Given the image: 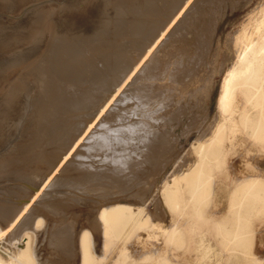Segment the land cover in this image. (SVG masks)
Returning a JSON list of instances; mask_svg holds the SVG:
<instances>
[{"label":"rangeland","instance_id":"1","mask_svg":"<svg viewBox=\"0 0 264 264\" xmlns=\"http://www.w3.org/2000/svg\"><path fill=\"white\" fill-rule=\"evenodd\" d=\"M212 1L210 3L213 4H209L208 0H192L186 11L175 22L174 28L178 25L182 28L183 25L181 24L185 23L191 28L194 21L200 25L202 22L209 21L207 20L210 19L209 15L214 14L216 17H222L223 14L233 11L235 14L229 15L231 18L229 23L233 26V31L238 32L248 21L247 12L255 5L253 2H256V0L252 2L250 0L249 6L250 2H246L247 0ZM180 2L182 0H0V212L9 213L11 215L10 220L13 222L18 219L9 231L16 233L15 236L17 237L14 242L21 241L26 236L31 235L30 245L34 249L32 252L34 251L33 253L36 255L37 264H67L72 261L75 264H81L80 243L84 234L91 238L97 260H101L103 257V259L107 258L101 261L106 262L105 264L114 263L120 248L126 247L129 253L137 258H142L144 250L153 251L156 246L161 248L160 250L165 256L168 253H173L170 259L181 264H209L207 263L209 260H204V247H208L207 252L213 256L211 262L213 260L225 261L223 255L224 253L228 255L230 245L227 244V247H224L220 240L222 237H228L227 228L220 231L218 224H224L221 217L223 214L228 215L230 210V182L233 176V166L230 165L232 163L231 157L229 156L225 166L219 170H214L216 181H218L214 187L211 183V196L200 215L196 214L192 207L186 203H183L176 210H171L164 204L163 196L160 193L163 180H166L171 173L179 175L181 171H187L191 167L195 159L193 151L197 139L206 137L201 136V130L205 128V124L211 117L213 120L216 117L217 96L222 75L215 74L213 76L211 88L207 87L208 89H206L204 87V89L201 86L199 89L201 92L195 91L198 94H194V97L192 94V96H183L180 104L178 103L179 111L178 109L175 110V114L171 113L172 116L169 117L168 115L167 120H164L163 123L166 124L164 125L167 126L166 128L161 127L163 123L156 126H153L154 123H152L153 125L150 123L151 127L156 129L151 128L150 130V133L152 131L155 134H153L154 136L152 133L146 132L144 128L141 129L140 125H136L137 127L133 125L135 121L137 123V119L140 122L142 117L146 119V116L141 110L144 115L134 108L132 98L128 97L130 95L126 88L132 82L125 85L109 107L110 109L113 108L111 112L113 115L115 113L113 117L117 118L115 120L119 123L116 124L107 118L110 109L91 122L97 108L111 96L112 86L115 80L119 78L114 71L119 64L118 58L121 55H118V52L123 48L124 51L126 50L125 52L130 51L129 55L136 53L135 50L130 49L131 47H127V43L131 38L134 40L137 37L140 38L143 32L141 28H137L136 25L129 22H140L144 19L154 20L161 17L166 11L175 10ZM191 9L193 15L191 13V21H188L190 22L188 25L186 22L188 17L185 19V15ZM211 12L213 14H210ZM202 15L204 17L207 15L208 18H204ZM200 17L201 20L203 18L205 20H198ZM202 26L203 24H201ZM208 26L205 27L206 32L211 33V27ZM186 27L180 31L182 35H185L186 31V34L189 33L188 30L190 29L187 27V30ZM203 33L197 34L198 38L202 37L196 42L198 44L193 45L203 44L198 46V50L202 49L200 51L202 55L208 56L203 60L204 55L202 59V63H204L202 65H205L204 69L208 73L210 70L208 65L213 60L212 56H215L212 55L215 53V46L213 45L215 37L209 35L214 37L211 43L212 37L207 40L208 35L204 33V36ZM59 36L62 37L59 39ZM65 36L67 38L65 45L68 47L77 46V53L72 54L70 65L64 66L63 64L62 66L58 59L50 56V53L58 51L59 42L63 41ZM189 36H191L190 33ZM205 40L208 42L206 43ZM57 41H59L58 44ZM54 42L56 43L53 44ZM230 49L231 51L234 50V48ZM63 52H65L64 49L61 53L63 54ZM225 54V52H221L218 59L223 61ZM205 61L208 62L205 63ZM103 65L108 70V75L104 74V67L97 74V69ZM205 71L200 76L204 75ZM61 82L66 87L61 85ZM58 83L61 86L59 90L54 86ZM197 86L200 88L199 83ZM48 88H52L53 91L52 98L49 96V101L47 100L48 96L45 98ZM123 93H126V96ZM66 96L67 98H64ZM52 99L54 100L52 101ZM117 102L123 103L122 106L127 103L130 104H127L128 107L120 105L122 108L119 107L116 110L114 106ZM72 103L74 104L72 105ZM129 108L136 115L132 114ZM122 111L125 112L122 113ZM131 117L136 120L132 118L130 121ZM143 120L141 123L144 124L146 120ZM88 124V130H90L85 135L81 145L86 141H91L96 136L99 141H102L103 146L105 145L102 148L106 155L103 154L104 156L98 158L95 153L91 157L85 155L82 158L75 151L66 163L62 164L56 171L61 163L59 161L61 157H64V153ZM130 124L133 126H128ZM160 127L164 129L161 130ZM128 128H133L134 131ZM158 128L161 131H158ZM139 129L141 130L139 131ZM163 130H165L164 135ZM122 132L133 134L132 136L131 133L129 134V139V136ZM141 132L150 135L151 137L147 136L151 142L147 140L148 137L144 133L142 135L146 138L140 137L142 136ZM134 134L139 135L134 138ZM166 134L169 136L167 137ZM119 137H124L121 140L125 143L120 141ZM154 137H157L156 140ZM126 138H128L127 141ZM132 139L133 141H131ZM115 141L118 148L114 147L117 146L116 144H113L112 148L118 150L117 154L110 152L111 147L109 146ZM145 142H150V145L147 143L149 145L147 146ZM121 143L123 145L120 147ZM153 143L158 144L156 146L158 148L154 150L155 155L152 151L153 146L151 144ZM140 144L145 148H142ZM136 154L137 156H135ZM121 155L122 161L119 160ZM123 156H126L124 160H129L123 162ZM137 157L140 158L137 159ZM115 158L119 160L120 166L121 164H124L123 167L129 166L128 168L124 167L126 170L128 169L127 172L122 166L120 168ZM80 159L87 161L82 162ZM82 165H89V167ZM143 166L144 168H142ZM134 172H140L137 175L140 177L141 174V178L138 179L136 174L133 175ZM220 180L223 182L222 185ZM117 195L119 198L121 196V202L127 201L128 204L131 202L132 210L142 205L140 207H143L144 212L140 217L145 219L146 213L152 215L149 214V220L142 224V228H130L129 226L121 231V235L118 236L119 239H116L118 237H111L114 246L111 249L108 248L109 245L107 244L105 248L104 244L108 242L103 241L104 237L100 230V228L102 229V222L99 220L98 212L99 209H102L100 207L105 204L107 207L108 202H117V200L111 201L109 199L118 197ZM126 195L129 196L123 198ZM99 204L103 205L100 206ZM217 211L220 213H216ZM213 212L215 215H212ZM204 216H208L209 220L203 222ZM176 217H179L178 237L169 238L161 231L155 230L156 233L152 235L153 239L152 237L149 239L148 233L154 232L153 230L148 231L150 223L160 224L170 230ZM218 219L220 221H217ZM10 220L7 226L10 222L12 224ZM1 224H3V220L1 222L0 217ZM252 224L254 227L253 239L247 243L246 249L250 253H254L251 255L252 258H256L262 254V250L264 251V231L262 228L264 227V212H257L253 216ZM229 225L227 224V227ZM158 233L161 236L158 237ZM135 234L140 236L138 241ZM34 235L36 236L35 242L33 241ZM157 242L160 243L157 244ZM203 242L205 243L203 244ZM113 244L110 243V245ZM142 260L140 259V261ZM231 262L235 264V257L233 260L227 261V264ZM260 262L264 264L263 259ZM154 263L156 264V261Z\"/></svg>","mask_w":264,"mask_h":264},{"label":"bare ground","instance_id":"2","mask_svg":"<svg viewBox=\"0 0 264 264\" xmlns=\"http://www.w3.org/2000/svg\"><path fill=\"white\" fill-rule=\"evenodd\" d=\"M208 1H209V4L214 3L212 0L211 1L213 3H210L211 2L210 0ZM248 1L250 2V0H247L246 2ZM252 1L253 0H251V2ZM191 2L192 0H184V1L182 0V2L178 4L175 10L166 11L161 17L156 18L154 20L144 19L143 21H140V22L138 21L134 23L129 22L130 24L136 25L137 28H141V31L143 32L140 38L137 37L135 40L134 38H131L130 40H128L127 47L128 48L131 47L130 49L135 50L136 53L129 55L130 51L125 52L126 50L124 51L123 48L121 49L120 52H118V55L120 54L121 55L118 58L119 64L118 66H116V69L114 71L116 74H118L119 78L115 80L114 85L112 86L113 91L111 92V96L109 97L107 101L101 104L99 108H97V111L94 114L95 115L94 119L91 120V122L95 121L98 116H101L104 113H106L107 110L110 109L109 107L111 106V103L116 97V95L125 87V85H128L129 82H132L126 88V90L128 91L130 95L128 96L127 94V96L132 98L133 103L131 101V98H130V101L132 105L134 106V108H136L139 111L141 110L145 114L146 119H144L143 117L141 119L139 116L141 121L143 119L146 121L143 124L141 123L140 119H139L140 122H138V119H137V123H135L136 119L134 117H131V119L129 120L131 121L132 118L135 119L133 120L135 121L133 124L134 126L140 125L141 129L144 128L146 132L150 133V130L151 128L153 129V126L162 124L168 115L169 117L172 116L171 113L175 114L174 112L175 110L178 109L179 107L178 103L181 101L183 96L192 94L194 97V94L196 93L198 94V92H195V91L198 90L201 92V90H199L201 89V86L203 88L205 87L206 89H208L207 87L211 88L213 76L215 74H218V75L221 74L222 81H221L219 91H218V96H217L218 102L216 104L217 106L216 107L217 108L216 117L213 120L211 116H213L214 114L211 115L210 116L211 119L207 121V124H205L206 125L205 128L201 130L202 131L201 136L203 135L206 136L205 137L206 139L202 137H199V139H197L198 141L195 144L196 146L194 147V151H193L195 155V159L191 167L190 168L188 167L189 169L186 168L187 169V171L185 170L186 172L184 170L181 171V173L185 172L183 174L180 173L181 175L171 173L169 177L167 176L168 178H166V180H163L164 183H162V186H161L162 188H160L161 189L160 193L163 196L164 204L168 206V208H170L171 210H176L180 208V206H182L183 203H186V205L192 207V209L194 210L196 214L200 215L203 208L208 204L209 197L211 196L210 195L211 183H213V187H214V184L218 181V180L216 181L214 170L215 169L219 170L221 169V167L225 166L227 159L230 156L231 162H232L230 165L233 166V176H232V181L230 182L231 183L230 204H229L230 210L228 212V215L223 214L221 217V219L223 218L224 224L223 225L218 224V226L220 225L219 226L220 231L227 228V234H228V237H222V239L220 240V243L224 247H227V244H229L230 247L228 248V253H227L228 255H225V253L223 255V258L225 259L224 262L223 261L217 262L214 260L213 262H211L213 259V256L209 255V253L207 252L208 247H204L203 248L205 252L204 260L205 261L209 260L207 262L209 264H227V261L231 259L233 260V258L235 257V264H261L260 261L262 259L264 260V251L262 250V254L260 256H257L256 258L254 257L252 258L251 255L254 253L253 252L250 253V251L246 249V245L253 239V233H254V227L252 224L253 216L257 214V212H264V0H256V2H253L255 5L252 7V9L249 10V12H247L248 21L242 27V29H240V31L238 32L233 31V26L229 23V20L231 19L229 18V15L235 14L233 11H231L230 13L227 12L223 14L222 17L221 16L216 17L211 12L210 14H213V15L212 16L209 15L210 19H207L209 21L207 22L205 21L201 23L203 24L202 27H201V24L200 25L196 24L195 23L196 21L194 20H192L194 22L191 24L192 25L191 28L185 25L186 23L181 24L183 25L184 28L186 26L189 27L190 30H188L187 27L186 29L189 31L191 36H189V33L186 34L187 31L184 33L185 35H182L180 31L183 29V27L180 28V25H178L174 28V25L177 19L179 18V16L183 12L186 11V9L188 8ZM251 2L248 4L249 6ZM102 3H101V6H102ZM192 11H193L192 9L189 10L185 15V19L188 17L186 19L187 24L190 23L188 21H191L190 18H191ZM204 18H208V16L206 15V17ZM204 18L202 20H205ZM198 20H201V17ZM205 25L206 26L209 25L208 26L209 28L211 27L210 28L211 33H209V31L206 32ZM200 31L208 35L207 40H209V38L212 37V36L211 37L209 36L210 34L215 37V38L212 37L210 39L211 43L213 41L212 39L213 38L215 39L214 44H213L215 46V53L213 52L214 54H212L215 56H212L213 60L211 61V64L208 65V68L210 67L209 68L210 70H208V73L204 69L205 65L204 66L202 65L204 64L202 63V61L205 60V57L207 55L206 54H204L205 56L202 55V53L200 52L202 49L200 51L198 50L199 49L198 46L201 45L202 43L196 46L193 45L196 42H198L199 39L202 37V36L200 38H198L199 36L197 37L198 33L199 35H201ZM52 35L54 36L55 34H52ZM60 37L62 36H59V39ZM58 42L59 41H57V44ZM207 42L208 41H206V43ZM55 43L56 42H54L53 44ZM66 43H67V38L65 36L64 40L59 42V45H58L59 49L56 48L59 54L56 51L53 53H50V56L52 58L58 59L60 63L62 64V66L63 64L64 66L70 65L69 63H70V60L72 59V54L77 53L76 52L77 46L68 47L67 45H65ZM203 43L205 44V42ZM53 44L51 43L52 46H54ZM230 48H234V50L232 49L231 51ZM63 49L65 52H63L62 54L61 52L63 51ZM123 51L125 52V54ZM221 52L226 53L223 61H220L218 59V57H220L221 55ZM56 54L58 55L56 56ZM203 56H204V59H203ZM206 62L208 61H205V63ZM224 65L226 66V68H224L225 67ZM103 67H104L103 70H105L104 74L108 75V70L105 68L104 65L101 66L100 69H97V74L100 73ZM204 71H205V73H203L204 75L200 76V74ZM198 83L200 84V88H198L197 86ZM61 85L65 86V84L62 82H61ZM54 86L56 87L57 90H59L60 89L59 87H61L59 83L55 84ZM56 89L54 88L55 91ZM203 91H206V90H203ZM203 91H202V94H203ZM126 93H123V94H125L126 96ZM52 94H53L52 88L46 89L45 98L46 96H48L47 100L49 99V96L52 98ZM51 98H50V102H51ZM64 98H67V96ZM53 100L54 99H52V101ZM74 103H72V105ZM122 104H119V102H117L114 107L117 110V108H119L120 105L122 106ZM127 104H130V103H127ZM127 104L123 106H127ZM70 107H73V106H70ZM112 109L113 108L109 110L110 112L107 115V118L117 124L118 121L115 120L117 118L113 117L115 113L113 115V113L111 112ZM129 111H130V108H129ZM123 112L125 111H122V113ZM131 113L129 114L131 115ZM143 113L141 114L144 115ZM132 114H135V113H132ZM178 115L180 114L178 113ZM135 117L137 118L138 116H135ZM132 122L130 123L132 124ZM150 123L151 124L154 123V125L152 124L153 126L151 127ZM89 124L87 125L85 130L81 133V135L78 136V138H76L75 142L72 145H70V148L67 149V151L64 153L63 155L64 157H61V160H59L61 161V163L59 164L58 162L59 165L56 171L58 170V168H60L62 164L66 163L67 159H69V157L73 155L75 151H77L78 156H81L82 158L85 155H88V156L90 155L91 157V155L95 153L97 154L96 156L98 158L101 156H104L103 154H105V152L103 151L102 147H105V145L103 146L102 141H99V138L96 136H94L91 139V141L90 140L86 141L84 144L81 145L85 135L90 130V129L88 130ZM131 124L128 126L130 127L133 126ZM164 125L166 124L163 123L161 127H165ZM128 129L132 130L133 128H128ZM141 129H139V131ZM162 129L164 128H161V130ZM153 130H156V129H153ZM157 130L161 131L159 130V128ZM132 131H134V129ZM164 131L165 130H163V135L165 133ZM166 132H169V131H166ZM122 133L124 134L125 132H122ZM135 133H136V130H135ZM143 133L141 132V135ZM157 133L160 134V132H157ZM129 134L127 135L129 136V139H130ZM132 134L133 133H131V136ZM153 134L154 133H152V135ZM134 135H133L134 138L138 136L137 134H134ZM143 135L140 137L143 138L144 137ZM147 135L145 134L146 137L148 136L151 137L150 135L148 136ZM166 135L167 137L169 136L168 134ZM165 136L164 138H166ZM149 137L147 138V140L149 139ZM121 138L124 139V137H119V139L120 141L125 143V141L121 140ZM156 138L154 137L155 140ZM200 138H202V140H200ZM127 140L128 138H126V141ZM131 141H133V139ZM148 141L151 142V140H148ZM150 142H145V143L149 144ZM152 142L154 141L152 140ZM113 144L117 145L116 141L115 143L112 142L109 145L111 147L110 152L117 154L118 150H115L112 148ZM148 144L147 146L150 145ZM121 145L123 144L121 143L120 147ZM151 145L153 146L152 151H154L155 148L156 149L158 148L156 147L158 145L157 143L156 145L155 143ZM140 146L142 147L143 145L140 144ZM114 147L118 148V145ZM142 148H145V147H142ZM140 150L142 149L140 148ZM110 152L108 153V156ZM154 155H155V151H154ZM135 156H137V154ZM121 157L122 155L119 156V160L121 159ZM125 157L123 156V162L126 160L127 161L129 160V159L124 160ZM138 158L140 157H137V159ZM119 160L115 158V161H118V165L120 166ZM80 161H82V159H80ZM120 161H122V159ZM123 162H120V163H123ZM115 164L117 163L115 162ZM122 165L124 164H121V166ZM83 167H89V165L83 166ZM124 167L123 169L126 170L125 168L127 166L125 168ZM142 168H144V166ZM127 170L125 172H127ZM178 172H175V173H178ZM139 173L134 172L133 175L135 174L137 175ZM133 175L132 177H134ZM136 177H138V175ZM140 178H141V174H140V177H138V179ZM220 183L222 185L223 182L220 180ZM147 187L148 189H150L149 186ZM127 196L129 195H126L123 198H126ZM109 199L111 201L117 200V202L109 203L107 201L109 205L107 204V207H106L105 206L106 204H105L103 206L105 208L100 207L102 209H99L98 214L100 216L99 220H101L102 222L101 224L102 229L100 228V230L104 237L103 241L106 240L108 242L104 244L105 245L104 247L106 248L108 244L109 245L108 248L112 249V246H114L113 244L114 242L111 241L112 240L111 237L116 238L120 236L121 231H123L124 228L129 227V226L130 228L132 227L142 228L141 227L142 224L147 223L149 220V217L152 214L149 213L150 214L149 216V214L146 213L148 214V216H146L145 214V219H144L140 217V215L144 212L143 207H140L142 205H139L137 209L132 210L131 202L130 204H128L127 201L121 202V199H122L121 196L120 198L119 196L118 197L115 196ZM118 199H120V202H118ZM216 213H220V212L217 211ZM212 215H215V213L213 212ZM0 217H1V222L3 220V224L0 225V264H37L36 263L37 260L35 258L36 255H34L33 253L34 251L32 252V250L34 249L30 245L31 235L26 236V238L21 241L18 240L14 242L15 238L17 237L15 236L16 233L15 232L11 233L9 231L12 227H14V224L17 222L18 219H16L15 222H13L12 220H10L11 215L9 213L6 214L5 212H0ZM207 217L204 216L203 222H206L209 220ZM175 219L176 220H174L173 224H171L172 226L170 230H168V227H164L160 224H157L154 222L150 223L148 231L153 230L154 232L148 233L149 239L151 237L153 239L152 235L156 233V231L158 230L161 231L164 235H166V237H169V238L178 237L179 235L177 233V230L180 229V228L178 229L177 227L179 224V217H176ZM9 220L12 221V224L10 222L9 226H7L9 223L8 222ZM84 220L82 221L84 222ZM217 221H220V219H218ZM227 224H230V225L227 227ZM262 228L264 231V227ZM28 232H31V231H28ZM259 232H260V229H259ZM9 233L11 234L9 235ZM135 235L134 237L137 236ZM159 235L160 233H158V237ZM82 237L83 239L80 243L81 264H101V263L105 264L106 262L103 263L101 261L106 260L107 259L106 257L105 259H103L104 257L103 258L101 257L103 260L102 259L100 260L98 258L100 262L99 260H97V255H95L93 251L91 238L85 234ZM138 237L140 236H137V238ZM17 239H20V238H17ZM34 239H36V236L35 238H33V241ZM116 239H119V237ZM139 239L140 238H138L137 241ZM172 242L173 240L171 241V243ZM110 243L113 245H110ZM159 243L157 242V244ZM204 243L205 242H203V244ZM170 246L172 247L171 244ZM160 249L161 248H158L156 246V248L153 251L144 250V252H142V258H137L132 253H129L126 247L122 249L120 248L119 253L117 252L118 256L114 255L116 260H114V263L112 261L111 262L112 264H155L154 261H156V264H181L180 262H177V261L173 262L170 259V256H173V253H168L165 256L163 255V253L161 252L162 250ZM140 259H143V260L140 261ZM67 264H75V263L74 261H72ZM229 264H233V263L231 262Z\"/></svg>","mask_w":264,"mask_h":264}]
</instances>
